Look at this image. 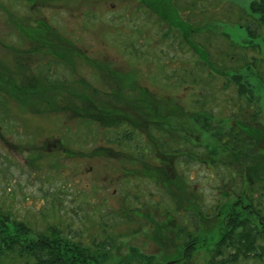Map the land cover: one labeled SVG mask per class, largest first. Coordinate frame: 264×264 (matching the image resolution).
I'll use <instances>...</instances> for the list:
<instances>
[{"label": "rangeland", "instance_id": "rangeland-1", "mask_svg": "<svg viewBox=\"0 0 264 264\" xmlns=\"http://www.w3.org/2000/svg\"><path fill=\"white\" fill-rule=\"evenodd\" d=\"M250 1L62 0L41 7L30 6L28 0H0L6 9L0 6V61L12 63L7 47H25L9 12L23 21L45 17L91 57L128 72L134 85L147 86L161 101H176L190 114L201 110L211 113L218 123L226 121L235 109L234 87H225L224 76L209 71L197 52L186 44L184 29L173 26L167 18L188 21L197 30L200 28L190 39L207 49L210 59L232 67V59L226 55L234 49L237 54L240 49L230 46V42L238 43L245 37L236 21L237 14L247 9ZM34 70L52 81L82 77L95 87L105 88L99 74L81 63L74 72L63 63L50 64L45 59L35 64ZM5 106V111L0 108L1 210L39 230L59 224L73 238L87 244L112 237L117 241V253H127L132 244L141 242L146 243L145 251L157 252L152 247L155 245L149 244L153 228L171 215L179 219V203L144 174L127 173L141 169V162L154 161L157 153L145 135L133 133L128 140L123 138L127 133L124 127L104 129L92 121L68 115H38L8 99ZM183 123L187 134H197L194 121ZM234 123L232 119L227 121ZM156 134V141L165 142L164 151L176 150L181 156L185 148L182 144H187L180 137L182 134ZM58 138L67 148L83 155L67 154L59 147ZM99 145L113 146L120 154L92 155ZM259 145L264 146V140ZM201 157L205 163L209 160L206 155ZM178 158L181 159L177 166L188 189L196 187L207 208L217 195L230 192L225 188L233 182V191L241 193L231 171L207 168L197 160L188 162L183 156ZM261 200L264 202V195ZM6 261L14 262L9 257ZM14 264L33 263L17 260ZM243 264H264V259L249 257Z\"/></svg>", "mask_w": 264, "mask_h": 264}, {"label": "trees", "instance_id": "trees-1", "mask_svg": "<svg viewBox=\"0 0 264 264\" xmlns=\"http://www.w3.org/2000/svg\"><path fill=\"white\" fill-rule=\"evenodd\" d=\"M58 1L62 0H28L30 6L41 7L51 6ZM154 10L162 15L161 11ZM9 15L25 47L10 49L6 46L13 56L12 63L0 61L1 110L5 111L4 104L8 99L38 115H68L70 118L92 121L104 129L124 127L127 129L124 139L131 140L133 133H140L146 136L150 145L156 141V130H166L173 137L180 134L182 117L190 114L181 104L169 98L161 101L147 86L134 85L128 72L111 68L108 61L91 57L45 17L31 22L17 16L13 18L10 12ZM237 15L236 21L243 28L245 37L238 43L230 42V46L240 49L237 54L234 49L226 55L232 59V67L224 61L219 65L221 62L214 61L216 58L208 57L210 52L207 49L193 38L190 39V35L196 36L200 28L197 30L188 21L167 18L173 26L184 29L186 44L197 52L210 72L224 76L225 87L232 84L237 95L235 109L227 119L235 120V123L230 125L227 120H222L214 128L221 130L222 125L228 128L227 135H231L232 144L224 142L220 148L216 145L210 147L221 150L228 158L229 167L225 169L231 171L234 181L236 176L240 179V189L243 186L249 198L247 229L239 234L234 233L232 238L234 252L229 254L232 264H236L237 256L264 259V206L261 200L264 195V146L259 145V141L264 140V0H251L247 9L240 10ZM248 51L252 54L248 55ZM45 59L50 64L63 63L74 72L80 63L87 65L99 74L105 88L95 87L82 77H75L71 81H52V78L34 70V65ZM198 113L202 117V127L212 128L210 122H214L213 115L202 110ZM190 117L195 119L194 116ZM56 140L67 154L83 155L67 148L60 138ZM161 144L165 147V142ZM155 153L152 163L141 162V169L137 172L128 170L127 173L144 174L152 179L176 198L179 210L195 208L194 197L190 199L188 195H193L194 189H188L177 166L181 159L178 158L181 157L180 153L164 149ZM91 154L116 157L120 153L113 146L99 145ZM183 200L185 203L182 204ZM169 218L167 223L173 224L175 218ZM243 237L246 239L244 248ZM116 242L109 237L89 245L73 238L59 224L35 229L29 222L12 217L0 209V264H10L6 261L8 257L14 261L13 264L17 260L33 264H110V259L118 257L125 260L132 257L137 261L147 257L134 247H130L127 253H117ZM208 264L226 263L212 260Z\"/></svg>", "mask_w": 264, "mask_h": 264}, {"label": "flooded vegetation", "instance_id": "flooded-vegetation-1", "mask_svg": "<svg viewBox=\"0 0 264 264\" xmlns=\"http://www.w3.org/2000/svg\"><path fill=\"white\" fill-rule=\"evenodd\" d=\"M190 116H194L195 119H191ZM188 121H194V124L197 126V134H187L184 129L185 123L183 122L188 123ZM210 126L212 128L202 127V117L199 113L188 114L182 117V129L180 130V134L182 135L180 137L187 144H182L185 148H183L181 156L188 162L197 160L196 162L199 165L202 164L207 168H228V158L223 155L221 150H213L210 147L216 145L217 148H220L224 142L232 144L231 135H227L229 129L214 130L216 128L215 122H210ZM160 131L156 130V132ZM162 131L168 132L166 130ZM218 132L220 134H216ZM0 136H2L1 131ZM153 142L155 152L162 151L164 145L158 141ZM203 155L209 158L206 163L202 160L201 156ZM231 176L233 177L232 173ZM235 181L239 184L240 179L236 178ZM221 182L225 184L223 178ZM233 188L234 184L231 187L227 186L225 190H230V192L217 195L216 200L210 205V208H207L206 204L202 201L201 192L195 187L193 195L188 193L190 199H192L191 196L194 197L192 200L194 201L195 208H182L178 211L180 213L179 219L175 218L173 224H168L167 219L158 227L153 228L154 235L149 244L155 245L152 247L157 252L145 251V242L132 244L130 247L138 248V252L145 254L147 257L145 259L139 258V261L132 257L126 260L118 257L110 259V264H138V262L139 264H208L212 260L232 264V257L229 256V254L234 252L232 238L234 233L245 232L249 221L247 208L249 198L246 197L245 189L242 186L241 191L239 190L241 193H235ZM262 205L264 206L263 201ZM241 207L242 210H240ZM242 245L243 248L246 246V239L244 237ZM248 258V255L237 256L236 264H243Z\"/></svg>", "mask_w": 264, "mask_h": 264}]
</instances>
